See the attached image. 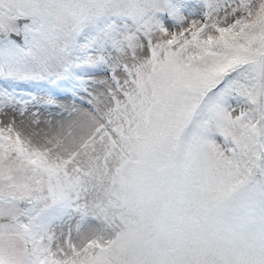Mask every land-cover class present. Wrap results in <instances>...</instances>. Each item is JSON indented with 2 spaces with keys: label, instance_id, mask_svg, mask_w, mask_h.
<instances>
[{
  "label": "rangeland",
  "instance_id": "374dc122",
  "mask_svg": "<svg viewBox=\"0 0 264 264\" xmlns=\"http://www.w3.org/2000/svg\"><path fill=\"white\" fill-rule=\"evenodd\" d=\"M263 75L264 0H0V264H264Z\"/></svg>",
  "mask_w": 264,
  "mask_h": 264
},
{
  "label": "trees",
  "instance_id": "16d2710c",
  "mask_svg": "<svg viewBox=\"0 0 264 264\" xmlns=\"http://www.w3.org/2000/svg\"><path fill=\"white\" fill-rule=\"evenodd\" d=\"M20 26H21V29L17 34H12V35L10 34V36L14 38L13 42L10 45L20 47V45H23V43L24 44L26 43L29 46L31 44V35H30L31 34V20L30 18L21 17ZM26 29H27V32L26 34H24ZM240 67H243V66H240ZM57 80H58L57 76H50L48 80L40 84L43 86H47V84H50V82H52L56 85ZM19 82L20 81H15V82L9 81L8 79H5L4 81H0V90L2 91L7 90L10 93H21L22 91L35 92L36 91L35 88L38 87V85L36 84L32 85L28 81H24L25 84L23 83L19 84ZM263 83H264V75H263ZM253 184L256 185V184H262V183H261V180L257 179V180H254ZM22 209L24 210V213L20 217H21V221H23L24 226L27 228L29 226L34 228L33 222H30V221L36 218V210H37L36 200L33 198H23L22 199Z\"/></svg>",
  "mask_w": 264,
  "mask_h": 264
}]
</instances>
